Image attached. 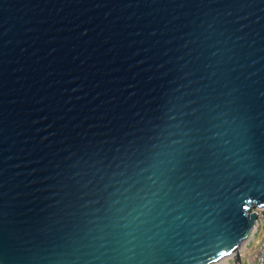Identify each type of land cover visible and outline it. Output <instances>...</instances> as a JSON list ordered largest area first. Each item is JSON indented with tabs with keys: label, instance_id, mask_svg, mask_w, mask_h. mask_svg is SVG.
Here are the masks:
<instances>
[{
	"label": "water",
	"instance_id": "obj_1",
	"mask_svg": "<svg viewBox=\"0 0 264 264\" xmlns=\"http://www.w3.org/2000/svg\"><path fill=\"white\" fill-rule=\"evenodd\" d=\"M264 210V0H0V264H217Z\"/></svg>",
	"mask_w": 264,
	"mask_h": 264
},
{
	"label": "built area",
	"instance_id": "obj_2",
	"mask_svg": "<svg viewBox=\"0 0 264 264\" xmlns=\"http://www.w3.org/2000/svg\"><path fill=\"white\" fill-rule=\"evenodd\" d=\"M256 221L252 238L259 239L256 249L255 264H264V213L262 209L253 208Z\"/></svg>",
	"mask_w": 264,
	"mask_h": 264
},
{
	"label": "crops",
	"instance_id": "obj_3",
	"mask_svg": "<svg viewBox=\"0 0 264 264\" xmlns=\"http://www.w3.org/2000/svg\"><path fill=\"white\" fill-rule=\"evenodd\" d=\"M259 239L249 240L240 250L241 264H255L256 249ZM220 264H234L231 258L226 259Z\"/></svg>",
	"mask_w": 264,
	"mask_h": 264
},
{
	"label": "rangeland",
	"instance_id": "obj_4",
	"mask_svg": "<svg viewBox=\"0 0 264 264\" xmlns=\"http://www.w3.org/2000/svg\"><path fill=\"white\" fill-rule=\"evenodd\" d=\"M249 240H254V238H252V235L250 236V239H249ZM249 240H248L247 242H249ZM247 242H246V243H247ZM246 243H245V244H246ZM243 246H244V245H243ZM243 246H242V247H243ZM226 259H228V258H224V259H222V260H221L219 263H217V264H220L221 262L225 261Z\"/></svg>",
	"mask_w": 264,
	"mask_h": 264
},
{
	"label": "trees",
	"instance_id": "obj_5",
	"mask_svg": "<svg viewBox=\"0 0 264 264\" xmlns=\"http://www.w3.org/2000/svg\"><path fill=\"white\" fill-rule=\"evenodd\" d=\"M263 213H264V210H263Z\"/></svg>",
	"mask_w": 264,
	"mask_h": 264
}]
</instances>
